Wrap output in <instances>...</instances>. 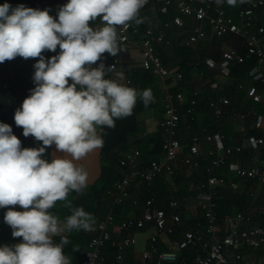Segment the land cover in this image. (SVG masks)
<instances>
[{"label":"clouds","instance_id":"clouds-1","mask_svg":"<svg viewBox=\"0 0 264 264\" xmlns=\"http://www.w3.org/2000/svg\"><path fill=\"white\" fill-rule=\"evenodd\" d=\"M146 3L67 0L55 18L47 8L0 5V63L17 56L39 58L33 64L34 88L13 118L23 136L42 142L37 148H22L12 128L0 122V208L23 209L7 208L4 213L11 235L22 239L0 246V264H71L63 253L67 238L62 236L57 244L53 237L73 229L94 230V217L82 207L72 209L63 222L49 209L70 192L87 187L88 173L75 162L103 147L97 129L114 127L116 119L131 115L138 96L145 105L153 99L150 89L137 92L121 83L122 72L105 79L115 65L105 69L101 62L92 67L105 52L117 56V26L142 23L138 14ZM98 17L101 25L90 27ZM45 50L56 55L46 60ZM52 145L60 155L44 158L46 147Z\"/></svg>","mask_w":264,"mask_h":264},{"label":"built area","instance_id":"built-area-1","mask_svg":"<svg viewBox=\"0 0 264 264\" xmlns=\"http://www.w3.org/2000/svg\"><path fill=\"white\" fill-rule=\"evenodd\" d=\"M154 2L158 5H172L177 15L163 27L155 26L140 31L128 22L127 27L117 26V33L120 45L130 44L132 36L141 41L142 67L162 86L165 100L161 144L163 157L159 161H151L147 168H139L140 152L137 148L123 154L118 162L123 173L116 185L113 206L122 204L124 199L129 197L130 188L136 181L142 185L151 184L162 176L168 185L174 186L173 179L176 172L181 168L187 169L188 172L201 169V159L204 157L205 160H209V165L204 169L207 179L195 187L194 210L196 219L203 221L202 227L206 239L197 240L192 231L186 230L178 243L168 242L167 251L159 252L155 244L163 237L169 238L174 235V227L181 224L179 211L182 206L179 201L171 200L169 207L174 213L168 219L163 210L155 207L156 199L151 197L140 207L141 218L128 216L121 219L120 223H116L114 208H110L104 220L97 224L95 234L79 251L78 264H127L128 250L137 245V239L132 232L142 231L147 227L152 228L149 236L150 245L136 264H184L182 252L196 246L200 248L201 253L196 255L195 264H264V256L249 259L244 255L245 251H258L264 248V230L255 226L256 216L251 212L238 210L234 216H225L227 232L224 236H220L216 215L218 200L216 191L228 189L237 192L238 184L229 182L226 175L215 173L216 170L226 167L227 171L239 180L259 184L262 191L251 190L249 196L260 200L257 216L264 219L262 194L264 193V159L259 154L260 149L264 147V116L258 115L252 123L253 130L259 131L260 134L246 139L250 151L255 154L252 164L243 165L239 162V155L243 152L242 145L228 146L222 134L207 133L205 129H199L200 131L191 137L190 145L185 151L177 139L181 117L176 103L187 105L185 115L192 120L196 115L200 92L182 86L183 74L178 70L167 69L160 57L162 49L171 47V40L166 36L167 31L172 28L179 30L184 28V19L195 22V25L190 27L188 46L201 44L207 38L208 30L218 39L226 36L242 39L244 55L236 50H227L221 53L219 61L205 58L202 62L208 70L216 72L227 81L232 77L233 65L244 64L248 58L255 57L257 64L248 73L250 84L248 86L239 84L238 89L244 92L248 101L260 105L264 110V92L258 89V85L264 87V28L254 29L258 12L264 9V0H247L234 16L228 13L225 0H147L139 12H145ZM116 63L117 60L113 65ZM33 73L34 70L32 75ZM6 88L7 85H3V89ZM210 90L215 96L208 99L207 106L212 117L218 119L222 114V108L228 106L230 100L218 95L216 84H211ZM26 142L27 148H37L42 145V142L35 140L31 135L26 137ZM204 146L207 147L206 150ZM50 149L51 146L46 147L44 157ZM133 205L138 208V201L134 200ZM53 242L59 244L60 240L53 239ZM106 246L114 250L111 260H107L104 254ZM64 248L65 245H63V253Z\"/></svg>","mask_w":264,"mask_h":264},{"label":"crops","instance_id":"crops-1","mask_svg":"<svg viewBox=\"0 0 264 264\" xmlns=\"http://www.w3.org/2000/svg\"><path fill=\"white\" fill-rule=\"evenodd\" d=\"M41 1H42V5L38 9H40V10H43L45 8L49 9V15L53 16V18L56 17V13H57L59 7L67 2V0H41ZM225 1H226V9H227L228 13L230 15L234 16L238 12V10H240L245 5L247 0H236L235 4H229L227 2V0H225ZM143 13H144V16L146 17L145 26H147V27L145 28V30L146 29H152L155 26L163 27L164 24L171 22L172 19L170 21H167V22H162L161 21L162 19H160V16H159L160 14L164 15L167 13L168 14L171 13L172 18L177 15V12L172 5L169 4V5H165V6L164 5L159 6L155 2L153 4H151L148 7V10H146ZM257 17H258V20H257L256 24L254 25V29H257L258 27L264 28V9H262L260 12H258ZM95 21H99V23L97 25L93 26V28L101 25V20L99 17ZM184 22H185V27L180 29V31L184 30V32H183L184 34L182 33L183 38L181 41H183V43L184 44L186 43L185 45H187V40L191 35L190 27L195 25V22L193 20H190V19H184ZM157 23H160V24H157ZM151 25H152V27H151ZM90 27H92V26H90ZM135 28H137V27H135ZM173 29L174 28L169 29L166 33V36L170 40L172 39L170 33ZM175 29H177V28H175ZM177 30H179V29H177ZM224 38L218 39L215 36H213V34L210 30H208V35L206 38L207 41L201 42V44H199L197 46H192L193 47L192 52L194 55L190 56L189 58L193 59L194 58L193 56L196 55L197 48H201V47L203 49H206L208 52V55L206 58H212L213 60H215L213 57L214 54L218 53L220 56V54L223 51L236 50L238 52H245L244 42L242 39H239V38H236L233 36H226ZM221 44L223 45V47H221ZM263 45H264V39H263ZM118 47H119L120 51L118 52L117 56L113 57V56L109 55L107 52H105L102 54L101 60L97 61L96 64H93L92 67H96L97 64L102 62L105 65V69H107L109 66L113 65L114 62L117 60V63L115 65V68L112 71V73H109L106 71L104 78L105 79H107V78L115 79L116 74L122 72L124 75V79L121 81V83H124L127 86L136 89L137 92H141V91L145 90V80H144L145 71L142 67L141 41L139 39H134V40H132V42L130 44H126V45H120L118 43ZM58 51H59V48H58L57 52ZM163 51L166 52L167 54H169L168 55L169 56L168 66H165V65L164 66L169 70H177L179 64L182 63L183 59L178 57L176 54L172 53L171 50L163 49ZM54 54H56V52L53 53L52 55H54ZM16 59H19V56H17L16 58H14L12 60H16ZM8 70L10 73L14 72V69L12 67H9ZM210 73L213 77V84L217 85L218 95L230 99L231 95L233 94L232 92L233 91L235 92L234 87L233 88H223L221 90V88H220L221 84H223V82L225 80H223L214 71L210 70ZM230 80H233L234 83L238 84V85L242 84V85L248 86L250 84L249 78L243 82H238V80H236L235 77H231ZM155 83L158 87V90L160 91V97H159L160 103L159 104H158V102L154 103V101L152 99V101L149 104L145 105L140 100V98L138 96L137 102H136L134 108L132 109L131 115H128V116L120 118V119H116L114 127H111V128L103 127L102 130H101V128H99V134L102 136L103 141H104L103 147L93 150L92 152L88 153L85 157H83L81 160L75 162L79 166H82L84 168V170L88 173V185H87L86 189L91 187L94 184V182L96 181V179L99 177L100 166H101L100 165V156L104 155L106 153H118V154L120 153V155L123 156V154H125L127 152H132L133 149L139 147L140 145H142L144 143H147L148 150L153 152V155H154L153 157L155 158V160L159 161L162 159V157H163L162 152H161V144L163 141L162 118H163V113H164V108H165V100H164V95H163L162 90H161V87H162L161 84L158 83L157 80H155ZM238 85H237V89H238ZM32 88H34V84H33L32 75H31V79H30L29 83L27 84V93L28 94H30L29 90ZM203 92L205 93V91H203ZM213 94H215V93H213ZM244 101H247V99L245 97H244ZM176 106L178 108V112L180 114L181 121L183 123L182 126H184L183 129H185V131H188L189 134H191V132L193 134V130H195L194 129L195 125H197V126H195V127H197L196 128L197 130H199V129H205L206 130V127L209 126V120H212V116H211L212 114H210V112H209V114H207L209 110L206 109L205 104H204V106H200L198 112H196V115L194 116V118L192 120H191V118H189L185 115V110L187 109V105L185 103H179L178 102V103H176ZM247 122L248 121L244 117L240 116L239 114L235 115V118H229L226 121V123L233 129L234 133L240 134L242 136L249 129H253L252 128L253 125L251 124L249 126V123H247ZM193 123H194V126H193ZM155 134H159V137L157 138L159 143H157V141H155V140H151ZM177 134H178L177 137L181 142L188 139V137L190 136V135L185 136L184 130H182V128L178 129ZM241 145L243 146V152L239 155V162L243 165L252 164L254 162L255 154L250 151V149L246 143V138L243 139ZM124 148H126V149L128 148V150L123 151ZM48 153H49V158H51V154L60 155V153L57 152V150L55 149V145L51 146V149L49 150ZM62 155H64L66 158H70L69 156H67V154H62ZM184 169L185 168H181L179 170L182 172L181 173L182 179L184 181H188V178H190V175H192V173L198 174L199 170H200V169L195 170V171L191 170L190 172H188L187 169H185V170ZM188 173H190V174H188ZM215 173H216V175H226L229 182H234V183L238 184V191L237 192H232L228 189H222V190L216 191V195L218 197L217 202L218 201L220 202V205L217 203V208H216L217 219H218L217 226H218V229L220 231V236H224L225 233L227 232V225L224 222V218H225V216H231L229 214H230V210L232 208H234L236 211L243 208L241 210H247V211L251 212L252 214H257V209L259 208L258 206L261 205V202H260V200H255V199L251 198L249 196V193L251 192V190H256V191L261 192L262 188L259 184L252 183L251 181L239 180L235 175L229 173L227 171L226 167H223V168L216 170ZM137 192H138L137 193L138 197L139 196L142 197L144 194L141 191H137ZM168 192H170V194L172 193L171 191H168ZM262 194H263V198H264V193H262ZM151 197L156 199L155 207L157 209H161L165 212V208H164L165 206L164 205H166V202H167L166 199H165V201H163L164 202L163 203L160 199L161 197L158 196V194H155ZM183 198H186V200H187L186 204L190 203L193 207L195 206L194 198H187V197H183ZM171 200H177L181 203L182 207H181V210L179 211V214L182 218V214L185 211L183 201L180 200V198L171 197V199L168 202L170 203ZM169 203H168V207H167L169 210V214L167 215L168 219H169L170 215H172V213H174V211H172L170 209ZM9 208H13L14 210H17V211L23 210L20 208L19 205L11 206ZM4 213L0 214V246H5V245L6 246H13V245L19 243L22 238H19V239L14 238L11 235L12 229L3 220ZM130 216H134L135 218H141L142 214L139 216H135V215H130ZM255 219H256L255 226L264 230V219L260 218L257 215H256ZM185 222H186L187 227L184 229V231L181 233V235L186 230H190L195 234L197 240L206 239L205 232H204L203 227H202L203 223H202V225H197V223L200 221L196 219L195 210H194V212H192V214L187 218V220ZM256 223H257V225H256ZM181 224L183 225L182 222H181ZM180 225L178 227H180ZM178 227L175 226L174 231H175V228H178ZM151 231H152V228L147 227L146 229H144L142 231L132 232V235L135 236L137 239V245L128 250L127 264H136L141 260L143 252L149 248V245H150L149 244V236L152 233ZM1 232H3V233H1ZM67 233H68V231H67ZM67 233H66L65 237H67ZM3 234H8V235L3 236ZM94 234H95V232H94ZM169 238H171L173 243L171 241H167V240L164 241L161 238L160 240H158L157 244H155V247L157 248V250L159 252L167 251L168 242L172 243V244H176L181 240V236L179 237L177 235H173ZM53 239L61 241V239H59V238L53 237ZM85 246H86V243H85L84 247ZM84 247H82V249ZM109 248H111V247L109 246ZM189 249H193L195 252L194 260H195L196 255L201 253L200 248H198L197 246L189 248ZM160 250H163V251H160ZM104 254L107 257V260H111L113 254L107 255L106 252ZM263 256H264V248L260 249L256 252H249V255H247V256L245 255V257L249 258V259L260 258ZM69 260L72 264L73 263L72 259H69ZM77 263H78V258H77L76 264ZM172 264H178V263H172ZM184 264H186V263L184 262ZM193 264H195V262H193Z\"/></svg>","mask_w":264,"mask_h":264},{"label":"trees","instance_id":"trees-1","mask_svg":"<svg viewBox=\"0 0 264 264\" xmlns=\"http://www.w3.org/2000/svg\"><path fill=\"white\" fill-rule=\"evenodd\" d=\"M8 3L11 7H16L17 5H24L25 7H30L34 9H38L42 5L41 0H0V5L4 3ZM160 6V5H159ZM160 19L162 22H167L172 19V15L170 14H160ZM138 17L142 19V23L137 24L135 21H130L133 27H137L141 31H144L147 26L146 17L144 13L139 12ZM99 23V21H90V26H95ZM160 24V23H157ZM152 27V25H151ZM183 31L173 29L170 33L171 39V47L168 50H171L172 53L176 54L178 57L182 58V63L178 66V71L183 74L184 82L183 85L188 90H197L200 92L198 96V107L196 112H198L200 106H206L208 109L207 101L210 97L215 96L210 90V85L213 84V77L202 60L205 59L208 55L206 49L197 48L196 55L193 56V59L189 57L194 55L192 50V46H187L183 43ZM183 33V34H182ZM136 39L135 37H131V40ZM225 39V38H224ZM207 41L205 39L203 42ZM58 50V48H57ZM56 50V51H57ZM55 52H51L45 50L42 54L45 56V59L51 57ZM244 55L245 52H239ZM169 54L163 51H160V57L162 63L165 66H168L169 63ZM186 57V58H185ZM214 59L219 61L221 54H214ZM39 58H29L24 59L19 57L16 60H5L3 63H0V122L7 123L11 128L13 134L21 141V147L27 148L28 144L26 142V137L22 135V127L16 126L14 122V111L18 108L23 99H25L29 94L27 93V84L31 79L32 72L34 70L33 64ZM257 64V60L255 57L248 58L244 64L241 65H233L231 69L232 77H235L238 82H243L248 79V73L252 69L253 66ZM12 67L14 69L13 73H10L8 68ZM145 89H150L153 97L154 103H160V91L155 83V78L151 76L148 72L145 71ZM3 85H7L6 89H3ZM237 85L235 84L230 100V104L226 107L222 108L221 116L216 119L212 117V120H209V126L206 127L207 133H220L225 138V144L228 146H240L244 138H248L250 136H258L260 132L255 131L253 129H249L243 136L240 134H236L233 132V129L226 123L227 119L235 118V115H240L244 117L249 123V126L253 123V121L257 118L258 115L264 116L263 108L255 104L251 101H244L245 94L243 91H239L237 89ZM258 89L264 92V87L258 85ZM205 90V93L203 92ZM209 110V109H208ZM209 112H211L209 110ZM212 114V113H211ZM212 116V115H211ZM195 122V121H194ZM183 123L180 121L178 129L183 128ZM182 126V127H181ZM194 126V123H193ZM197 126V125H195ZM194 126L193 134H189L188 139L181 142L178 137L177 139L180 141L181 145L184 147V150L187 151L188 146L190 145V139L192 135H196L199 130H197ZM207 126V125H206ZM98 134H99V128ZM178 131V130H177ZM178 135V134H177ZM159 134H155L151 140H155L158 142L157 138ZM140 152V167L139 168H147L150 165V162L155 160L153 157V152L148 150L147 143H144L137 147ZM207 147L204 146V150ZM128 150V148H124L123 151ZM260 156L264 159V147L259 151ZM49 153L45 155L44 158H47ZM242 156V155H241ZM244 156V155H243ZM122 156L120 153H106L100 156V173L99 177L96 179L94 184L88 189H83L81 192H70L67 196L66 200L56 201L54 206L49 209V212L57 217L60 222H63L65 218L72 213V209L76 207H82L86 212L91 213L95 219V224L93 225L92 231L95 232L97 224L104 220L106 215L108 214L110 208H114L115 213V222L120 223L121 219L126 218L130 215L139 216L142 214L140 207L144 205L146 200L150 199L151 196L158 194L160 197H165L166 205L165 213L169 214L168 210V201L171 197L175 198H194L196 195L195 187L200 183L206 181L207 176L205 173L206 166L209 165V160H205L203 157L201 159L202 168L199 170L198 174L192 173L188 181H184L182 179V172H176L173 184L174 186H170L166 183L164 178L160 176L151 184H140L139 181H136L132 184L129 192V197L124 199L123 203L120 205L113 206V198L116 194V185L120 178L122 177L123 170L119 166V160ZM185 170V169H184ZM183 189V190H182ZM137 191L143 192L142 197H138ZM171 191L172 193L170 194ZM134 200L138 201L139 207L135 208L133 205ZM158 202V201H157ZM220 205V202H217ZM11 206H7L6 208H0V214L4 213L7 208ZM221 208V207H220ZM243 209V208H241ZM240 209V210H241ZM219 210V209H218ZM238 211V210H237ZM234 208L230 210L231 216H234L237 212ZM217 215V212H216ZM203 221L197 223V225H202ZM178 227V226H177ZM182 227V224L180 225ZM175 228L174 235L181 236V233L185 228ZM92 231L85 230H75L68 231L67 240L68 243L64 244V254L68 259H72V264H76L77 258L79 260V251L84 247L85 243H87L92 237ZM163 251V250H160ZM104 252L107 255H112L114 250L106 246ZM74 253V254H73ZM195 252L193 249H187L182 252V258L186 264H193L194 262ZM78 264V263H77Z\"/></svg>","mask_w":264,"mask_h":264},{"label":"rangeland","instance_id":"rangeland-1","mask_svg":"<svg viewBox=\"0 0 264 264\" xmlns=\"http://www.w3.org/2000/svg\"><path fill=\"white\" fill-rule=\"evenodd\" d=\"M221 47H223V45L221 44ZM224 49V48H223ZM235 86V83H234V81L233 80H227V81H224L223 82V84H221V90L223 89V88H233ZM205 91V90H204ZM226 95V94H225ZM208 111V110H207ZM207 114H209V111H208V113ZM210 114H211V112H210ZM183 128H184V126H183ZM182 128V130H184V133H185V136H189V132L188 131H185V129H183ZM188 174H190V173H188ZM161 199V201L163 202V201H165V197H161L160 198ZM180 200H182L183 201V204H184V207H185V211L183 212V214H182V218H181V222L183 223V225H182V227L183 228H186L187 226H186V220H187V218L192 214V212H194V207L190 204V203H187L186 204V198H180ZM164 203V202H163ZM259 205V204H258ZM252 207V206H251ZM259 207V206H258ZM253 215H257V214H253ZM256 225H257V223H256ZM182 227H180V228H182ZM1 233H3V232H1ZM66 233H67V231H65L64 233H61V234H58V235H56V236H54L55 238H59V239H61V237L62 236H66ZM91 234L92 235H94V231H92L91 232ZM8 234H3V236H7ZM15 238H20V237H15ZM164 241H171L172 242V240H171V238H165V237H163L162 238ZM175 240V239H174ZM173 243V242H172ZM249 252H256V251H249ZM249 252L248 251H246V252H244V255H249ZM74 254V253H73Z\"/></svg>","mask_w":264,"mask_h":264}]
</instances>
